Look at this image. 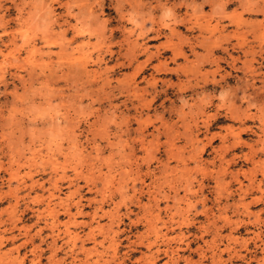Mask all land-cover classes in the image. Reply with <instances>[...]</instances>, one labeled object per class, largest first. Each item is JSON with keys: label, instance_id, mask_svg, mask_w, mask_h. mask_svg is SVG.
Listing matches in <instances>:
<instances>
[{"label": "rangeland", "instance_id": "rangeland-1", "mask_svg": "<svg viewBox=\"0 0 264 264\" xmlns=\"http://www.w3.org/2000/svg\"><path fill=\"white\" fill-rule=\"evenodd\" d=\"M262 20L0 0V264H264Z\"/></svg>", "mask_w": 264, "mask_h": 264}, {"label": "clouds", "instance_id": "clouds-1", "mask_svg": "<svg viewBox=\"0 0 264 264\" xmlns=\"http://www.w3.org/2000/svg\"><path fill=\"white\" fill-rule=\"evenodd\" d=\"M245 2L250 5L252 11L257 12L258 15H264V8L261 7L264 6V0H245ZM261 22L264 23V20Z\"/></svg>", "mask_w": 264, "mask_h": 264}, {"label": "bare ground", "instance_id": "bare-ground-1", "mask_svg": "<svg viewBox=\"0 0 264 264\" xmlns=\"http://www.w3.org/2000/svg\"><path fill=\"white\" fill-rule=\"evenodd\" d=\"M30 44H31V42H30ZM30 47H32V45H31ZM32 48H33V47H32ZM32 48H30V50H34L35 47H34L33 49H32ZM67 231H68V230H67ZM72 238H73V237H72ZM88 250H89V249H88Z\"/></svg>", "mask_w": 264, "mask_h": 264}]
</instances>
